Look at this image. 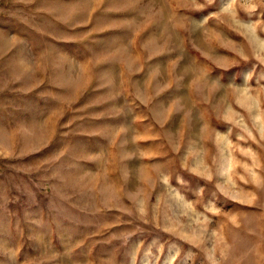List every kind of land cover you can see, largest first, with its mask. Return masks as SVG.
I'll return each mask as SVG.
<instances>
[{
  "label": "rangeland",
  "instance_id": "374dc122",
  "mask_svg": "<svg viewBox=\"0 0 264 264\" xmlns=\"http://www.w3.org/2000/svg\"><path fill=\"white\" fill-rule=\"evenodd\" d=\"M0 264H264V0H0Z\"/></svg>",
  "mask_w": 264,
  "mask_h": 264
}]
</instances>
